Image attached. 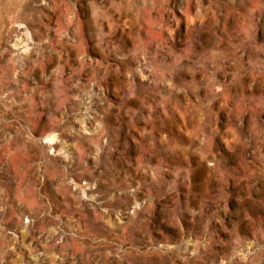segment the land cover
<instances>
[{
	"label": "rangeland",
	"instance_id": "obj_1",
	"mask_svg": "<svg viewBox=\"0 0 264 264\" xmlns=\"http://www.w3.org/2000/svg\"><path fill=\"white\" fill-rule=\"evenodd\" d=\"M0 264H264V0H0Z\"/></svg>",
	"mask_w": 264,
	"mask_h": 264
}]
</instances>
